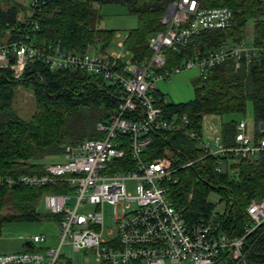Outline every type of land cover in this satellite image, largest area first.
Listing matches in <instances>:
<instances>
[{
	"label": "built area",
	"instance_id": "2783aa9c",
	"mask_svg": "<svg viewBox=\"0 0 264 264\" xmlns=\"http://www.w3.org/2000/svg\"><path fill=\"white\" fill-rule=\"evenodd\" d=\"M30 6L29 18L18 28L16 37L0 39V67L10 69L15 79L22 78L26 66L35 61L52 70L85 72L110 80L119 88L120 98L113 111L98 122L103 135L66 143L64 160L42 163L35 172L0 167V188L66 187L44 192L47 209L59 216L60 244L0 252V264H61V246L67 238L76 250L95 248L99 264H250L246 238L264 227V196L251 199L244 233L233 237L224 228V202L221 210L216 207L209 217L191 223L183 207L173 201L170 187L179 181V170L202 157L226 155L233 162L264 158V136H257L241 121L235 144L224 145L213 126L206 135L204 128L201 133L192 126L187 113L171 111L157 81L193 67L205 73L228 60L236 67L264 60V39L258 41L252 31V40L244 35L167 67L168 52L186 46L197 32L228 27L233 17L231 8L204 6L200 0H172L161 17L163 29L148 38L150 54L137 58L126 48V60L124 51H103L93 46L91 50H79L65 46L60 39L37 42L27 27L39 26L33 17L39 0H31ZM119 45L124 47L125 41ZM155 132L181 133L190 140L191 150L201 155L176 162L180 153L172 150L151 158L147 149L154 142ZM216 162L217 171L227 166L221 157ZM129 181L135 182L134 192L129 190ZM105 202L113 204L117 223L116 231H110L107 237L99 207ZM87 205L94 210H82ZM46 240L45 234L32 237L34 243Z\"/></svg>",
	"mask_w": 264,
	"mask_h": 264
},
{
	"label": "trees",
	"instance_id": "16d2710c",
	"mask_svg": "<svg viewBox=\"0 0 264 264\" xmlns=\"http://www.w3.org/2000/svg\"><path fill=\"white\" fill-rule=\"evenodd\" d=\"M172 0H39L33 17L38 28L29 25L28 31L37 42L60 39L65 46L86 50L109 48L113 29L100 26L102 14L97 4L119 3L130 14L137 16V25L128 31L125 46L137 58L150 54L148 38L163 29L161 17ZM204 6L225 5L233 17L226 28L204 29L194 34L186 46L170 50L167 67L184 58L202 55L226 42H235L251 26L258 41L264 39V0H200ZM23 0H0V39L15 38L29 14ZM25 12V11H24ZM21 84L33 93L36 108L28 118L13 107L14 88ZM119 88L92 79L91 75L70 69H50L45 63L35 61L26 66L22 78L15 79L10 69L0 67V167L14 172H35L45 155L62 152L66 143L86 138L72 136L78 128L88 127L86 117L95 115L104 120L118 105ZM248 101L252 102L257 136H264V60L236 67L232 60L217 64L201 73L195 84V97L185 103L168 104L173 112L187 113L192 126L203 131L206 115H231L222 122L219 135L226 146L235 144L240 129L237 115H244ZM78 116V117H77ZM75 117V118H73ZM76 119V122H74ZM74 122V123H73ZM102 133H92L99 137ZM154 142L147 149L148 156L166 155L179 150L176 162L200 156L192 151L190 140L181 133L152 134ZM87 137V138H90ZM223 158L226 167L216 170L217 158ZM180 179L172 184L173 201L183 207L186 219L195 223L209 217L216 208L212 193L220 195L226 205L222 214L224 228L230 236H241L248 219L247 205L253 198L264 196V158L253 161L242 158L230 161L228 156H206L193 165L179 170ZM62 185L40 187L19 185L0 188V234L3 225L13 220H37L41 213L36 208L40 196L46 191H63ZM59 219L58 215L48 214ZM247 259L250 264H264V227H259L246 238ZM42 247H39L41 249ZM61 264H73L70 261Z\"/></svg>",
	"mask_w": 264,
	"mask_h": 264
},
{
	"label": "rangeland",
	"instance_id": "374dc122",
	"mask_svg": "<svg viewBox=\"0 0 264 264\" xmlns=\"http://www.w3.org/2000/svg\"><path fill=\"white\" fill-rule=\"evenodd\" d=\"M24 7L19 13L21 19L28 15L31 10V0H23ZM99 11L102 14V20L100 26L107 29H113L114 35L111 44L108 48L109 51H124L129 59V53L126 47H121L120 42H124L128 35V31L137 25V16L130 14L126 7L119 3H105L97 4ZM25 11V12H24ZM245 37L252 40V27H247L245 31ZM201 75V71L198 67L189 69H183L180 72L172 74L167 79H160L157 81V86L161 93L172 103H185L192 100L195 97V84ZM92 79L97 80L99 83L110 85L111 81L108 79H98V77L91 76ZM13 107L19 115L24 118L30 117L36 108V102L33 93L29 88L18 84L14 88ZM78 117V116H77ZM232 117L231 115H206L203 119V128L205 134H210V126L215 125L221 127L223 121ZM75 118V117H73ZM236 119L247 122L248 125L254 124L253 106L252 102L248 101L246 112L244 115H237ZM89 124L86 128H78L77 133L73 136L85 135L86 138L90 137L92 133L98 134L103 131L98 128V121L95 115H88L86 117ZM76 122V119H74ZM73 122V123H74ZM64 160V154L58 153L55 155H45L42 158H38L37 161L42 163H53ZM129 190L135 191V182H128ZM211 200L216 204L218 210L222 209L224 203L220 201V195L212 193ZM103 210V229L104 235L107 237L110 231H116L117 223L115 219L114 206L108 202H105L102 206H99ZM37 210L41 213L40 219L37 220H13L8 221L3 225L2 232L0 234V252L3 251H20L24 248H28L26 242L32 241V237L35 234H45L47 240L41 243H34L32 249L38 250L39 247L49 248L57 247L61 242V226L58 220L54 217H50L48 214L50 211L45 204L44 193L40 196L36 203ZM94 206L87 205L82 207V210L89 211L94 210ZM121 205H118L120 211ZM61 246V263L70 261L73 264H99L96 255V249L93 247H86L80 250L74 249L71 242L68 241Z\"/></svg>",
	"mask_w": 264,
	"mask_h": 264
},
{
	"label": "crops",
	"instance_id": "0c3cea01",
	"mask_svg": "<svg viewBox=\"0 0 264 264\" xmlns=\"http://www.w3.org/2000/svg\"><path fill=\"white\" fill-rule=\"evenodd\" d=\"M205 117V116H204ZM247 123V122H246ZM215 129H216V131L219 133V130H220V128L219 127H217V126H215V125H212ZM247 127L249 128V129H253L255 132H256V129H255V123L253 124V125H248L247 124ZM260 129H263V128H260ZM26 244H27V247L28 248H24V249H22V250H27V249H32L33 248V246H34V242L33 241H27L26 242ZM42 248H44V247H42ZM41 248V249H42ZM22 250H20V251H22ZM3 252H15V251H3Z\"/></svg>",
	"mask_w": 264,
	"mask_h": 264
},
{
	"label": "water",
	"instance_id": "95a60500",
	"mask_svg": "<svg viewBox=\"0 0 264 264\" xmlns=\"http://www.w3.org/2000/svg\"><path fill=\"white\" fill-rule=\"evenodd\" d=\"M91 49H92V48L89 47V50H91ZM260 127H261V128H264V122H261V123H260Z\"/></svg>",
	"mask_w": 264,
	"mask_h": 264
}]
</instances>
